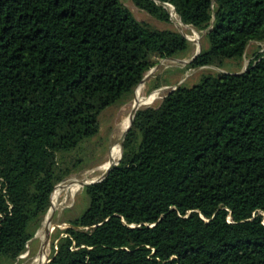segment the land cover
Segmentation results:
<instances>
[{
	"label": "trees",
	"instance_id": "16d2710c",
	"mask_svg": "<svg viewBox=\"0 0 264 264\" xmlns=\"http://www.w3.org/2000/svg\"><path fill=\"white\" fill-rule=\"evenodd\" d=\"M132 1L166 23L173 5L205 31L187 67H223L264 41V0ZM191 46L121 0H0V264L28 251L101 114ZM84 190L45 264H264V52L141 107L119 163Z\"/></svg>",
	"mask_w": 264,
	"mask_h": 264
},
{
	"label": "rangeland",
	"instance_id": "374dc122",
	"mask_svg": "<svg viewBox=\"0 0 264 264\" xmlns=\"http://www.w3.org/2000/svg\"><path fill=\"white\" fill-rule=\"evenodd\" d=\"M121 2L133 12L139 21L145 22L159 29L171 28L178 30L188 38L192 39V46L187 53L179 57L157 59L158 63L154 67L155 71L153 75L146 83L137 88V91L135 90L133 96L129 95L124 97L118 104L109 107L101 114L100 133L85 144V149L87 150L89 156H87L83 165L79 166V169H75L69 177L65 178L64 181L59 183L56 189L60 186H63L64 184H67L75 178L80 180L87 178L91 180H97L105 173V169L110 162L109 153L111 146L113 142L116 143L117 141V143H119L118 141L124 133V129L122 128L123 123L127 119L129 121L130 115L135 105V99L139 94L140 97H147L149 101L153 100L157 96L154 102L144 105L156 106L163 100L166 94L169 91H172V89L175 88L179 83L182 82V84L192 86L197 83L204 74L244 71L256 58L258 53L264 52V41H253L247 47L246 53L243 59L240 61H235L232 59L227 60L223 67H217L214 65H207L199 68L187 67L189 63H185V61L190 60L198 50V43L193 39H196L197 36L199 39L198 42H201L203 46L205 42V31H199L190 25L184 24L181 19L172 11V7L170 5H167V7H169L171 10V21L166 23L159 21L145 10L137 7L132 0H121ZM151 80L160 82L161 86L152 88L151 85H149ZM92 152H94V154ZM84 187L85 186H82L75 194L73 193L76 189L72 191L69 189H63L61 191V194L58 198V206L53 217L51 218L53 224H57L61 227V229H64L68 224L63 221L74 218L75 216H78L84 212L89 203V197L86 194ZM67 191L69 192L68 194ZM47 217L49 216H45L41 226L36 231L35 238L28 245V251L23 254L26 257L21 255L20 258L12 264H34L33 259L38 255L39 250L41 249V240L39 238L41 236H39V234L43 230ZM56 229L57 228L53 229L51 238L49 240L48 254L50 255L53 250V236L56 232Z\"/></svg>",
	"mask_w": 264,
	"mask_h": 264
},
{
	"label": "bare ground",
	"instance_id": "6f19581e",
	"mask_svg": "<svg viewBox=\"0 0 264 264\" xmlns=\"http://www.w3.org/2000/svg\"><path fill=\"white\" fill-rule=\"evenodd\" d=\"M172 11L174 12V9L173 8H172ZM193 40H195L198 43V47H199V42H198L199 39H198V37L196 36V39H193ZM190 41L192 42V39ZM136 91H137V89H136ZM156 97L153 100L149 101L147 97H144V96H141L140 97V94H139L136 97L134 104H140L141 103L142 104L141 106L143 107L144 105H148L149 103L154 102L156 100ZM122 128L124 129V132L127 130V128H128V119L123 123ZM120 155H121V144L120 143H117V141H116V143L113 142V144L111 146V149H110V153H109V160H110V162H109L108 166L106 167L105 171H107V169L109 168V166L111 164H114L116 162V160L118 159V157ZM91 181H93V180L88 179V178L87 179H84V180H80V179L75 178V179H72L67 184H64L63 186L58 187L57 188L58 190H56V193L57 194L55 195V200L53 201V205H51V207H50V213H51V215L54 214V212H55V210H56V208L58 206V198H59V196L61 194V191L63 189H69L70 191L76 189L74 191V193H73V194H75L77 191L80 190V188L83 186V183L84 182H87L88 183V182H91ZM68 193L69 192L67 191V194ZM52 227H53V222H52L51 217L49 216V217L46 218L45 223H44L43 230L39 234V236H40L44 232L41 235V237H39L40 240H41V249L39 250L38 255L33 259L34 264H39L42 261H46L47 258L50 255V254H48L49 253V251H48V248H49V237H48V233L52 229ZM23 257H26V256L23 255Z\"/></svg>",
	"mask_w": 264,
	"mask_h": 264
},
{
	"label": "water",
	"instance_id": "95a60500",
	"mask_svg": "<svg viewBox=\"0 0 264 264\" xmlns=\"http://www.w3.org/2000/svg\"><path fill=\"white\" fill-rule=\"evenodd\" d=\"M170 6L174 8L173 5H170ZM186 37H187V36H186ZM187 38H188V37H187ZM188 39L191 40L190 38H188ZM202 49H203V46H202V44H201V42H200V43H199V47H198L197 52L192 56V58H191L190 60L185 61V63H190L195 57H197V56L201 53ZM156 68H157V67H156ZM154 71H155V68H154V69L152 68V69L146 74V76L143 78V80H142V81H141V82L135 87V89L141 87V85H143L144 83H146V82L151 78V76L153 75ZM244 71H245V70H244ZM244 71H241L240 73H242V72H244ZM180 85H182V82L179 83V84H178L175 88H173L172 90H175V89H176L177 87H179ZM141 105H142L141 103H140V104H135V105H134L133 111H132V113H131V115H130V118H129L128 128H127V130L123 133L122 137H121L120 140H119V143L121 144V156H120L119 160L116 161V163L111 164V165L109 166V168L107 169V171H105V173H104L99 179H97V180H93V181L88 182V183H87V182H84V183H83V186H87V185L95 184V183H97V182H101V181H102V180H103V179L109 174V172L111 171V169L113 168V166L119 163V161L121 160L122 155H123V144H124V141H125V139H126L127 133H128V131L130 130V128L132 127V125H133V121H134V118H135V115H136L137 111L142 107ZM64 180H65V179H64ZM64 180H62V181H64ZM62 181H60L59 183H61ZM53 192H54V191H53ZM53 192H52V194H51V199H50V201L52 200ZM46 215H47V216H50L51 218L53 217L54 214L51 215V213H50V207H49V209H48ZM67 226H68V225H66V227H67ZM57 227L61 228L59 225H57V224H53L52 229H51V230L49 231V233H48L49 240H50V238H51V233H52L53 229H55V228H57ZM34 238H35V236L33 237V239H34ZM33 239H32L30 242H32ZM29 244H30V243H29ZM29 244H28V245H29ZM28 245H27V247H28ZM26 251H27V250H26ZM19 258H20V257H19ZM49 261H50V260H49V257H48L46 261H42V262L39 263V264H45V263H47V262H49Z\"/></svg>",
	"mask_w": 264,
	"mask_h": 264
}]
</instances>
